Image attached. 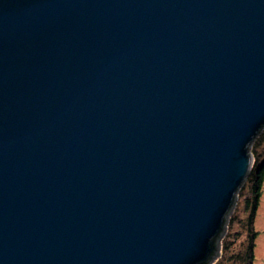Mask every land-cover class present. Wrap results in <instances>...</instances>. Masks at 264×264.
<instances>
[{
	"label": "water",
	"instance_id": "95a60500",
	"mask_svg": "<svg viewBox=\"0 0 264 264\" xmlns=\"http://www.w3.org/2000/svg\"><path fill=\"white\" fill-rule=\"evenodd\" d=\"M264 129V0H0V264H211Z\"/></svg>",
	"mask_w": 264,
	"mask_h": 264
},
{
	"label": "trees",
	"instance_id": "16d2710c",
	"mask_svg": "<svg viewBox=\"0 0 264 264\" xmlns=\"http://www.w3.org/2000/svg\"><path fill=\"white\" fill-rule=\"evenodd\" d=\"M252 165L238 192L236 205L230 215L226 233L221 240L220 254L213 264H254V230L256 211L264 181V131L249 148Z\"/></svg>",
	"mask_w": 264,
	"mask_h": 264
},
{
	"label": "rangeland",
	"instance_id": "374dc122",
	"mask_svg": "<svg viewBox=\"0 0 264 264\" xmlns=\"http://www.w3.org/2000/svg\"><path fill=\"white\" fill-rule=\"evenodd\" d=\"M263 131H264V129H263ZM237 196H238V193H237ZM234 207H235V205H234ZM233 210H234V208H233ZM233 210H232V212H233ZM232 212L229 214L228 219H229L230 215L232 214ZM228 219H227V223H228ZM226 227H227V224H226ZM254 230L257 232V238L255 241V249H254V256H255L254 264H264V181L262 184V191H261V196H260V200H259V205H258V208L256 211ZM225 233H226V229H225L223 236L225 235ZM223 236L219 240L220 245H221V240H222ZM219 251H220V249H219ZM219 254H220V252H219ZM219 254L217 255V257L219 256ZM216 258L212 261L211 264H213V262L216 260Z\"/></svg>",
	"mask_w": 264,
	"mask_h": 264
}]
</instances>
